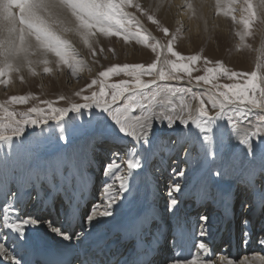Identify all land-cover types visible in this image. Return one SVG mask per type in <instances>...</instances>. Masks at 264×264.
Masks as SVG:
<instances>
[{"label":"bare ground","instance_id":"bare-ground-1","mask_svg":"<svg viewBox=\"0 0 264 264\" xmlns=\"http://www.w3.org/2000/svg\"><path fill=\"white\" fill-rule=\"evenodd\" d=\"M155 2L158 4V12L161 16L166 20L174 19L175 24L181 26L187 41L197 33L196 31H201L202 37H212L217 31L228 32L230 28L232 29L228 26L229 18L218 9L221 4L218 7L212 4V1L208 3L206 0H155ZM242 2L240 0L237 4L234 3V16L238 18L244 13ZM188 3L193 4L195 14L186 7ZM214 3L217 5L216 0ZM222 4L224 7V3ZM131 13L140 19L135 12L131 11ZM235 29L239 30V25ZM76 39L75 42L79 44L80 39L78 37ZM75 47L84 58L88 57L81 44ZM87 74V72L82 73L79 76L82 77L81 80L72 81L71 88L82 85L83 79L88 77ZM193 87L199 88L197 85ZM99 134L95 132L75 140L67 148L46 157L37 156L34 152L27 154V147L24 146L14 152H10L9 149L0 152V216L5 203L4 193L13 192L20 200L18 205L21 209L20 215H29L41 220L38 225L27 228L26 241L23 243L13 233L0 226V236L9 237L6 241H0L8 249V255H0V264H11L13 255L20 259L22 264H26L31 251L48 249H53L59 254L72 252L80 254L81 248L84 247L89 249L95 258L116 257L120 254L126 239L133 238L131 247L126 253L120 254V261L126 264L127 259L132 258L134 253L144 257L155 251L159 254L164 253V238L159 235L160 230H157L163 224L167 230V225H174V230L171 232L173 237L180 238V230H183L180 242L188 236L189 246L193 248V256L189 258L187 251L173 247L176 257L174 261L178 264H186L192 259H198V264H261L264 260V243H261L264 241V221L261 225H254L253 221L260 215L264 217V204H262L264 161L257 159L249 161L246 148L239 153L242 143L237 134L229 139L226 146L217 143L216 158L209 159L205 154L203 165L198 169H196L198 162L196 156L200 155L199 148L194 152V148L200 145L198 136L190 132L165 135L164 143L159 140L161 134L156 138L151 137L149 147L137 152L142 167L132 171L129 191L122 193V198L113 206V216L101 218L97 212V219L91 224L86 218L85 222L75 230L69 229L68 225L60 222V216L64 211V199L62 200L61 196L64 195L69 197L77 195L82 204L89 203L88 210L91 205L92 207L99 205L102 210L104 201L101 189L106 182L113 179L105 175L103 170L105 165L114 158L113 152L118 154L117 162H120L121 158L124 161L129 158V148L134 146L133 141H126L117 136L106 137L102 134V137H99ZM104 141L106 145H103ZM171 142L175 145V149L167 148ZM102 160L105 162L104 166L101 164ZM100 166L102 171L99 169ZM121 171H124L123 166ZM181 171L184 173L183 176L178 175ZM216 171H220L221 175L216 176ZM165 179H169L168 184L165 185L167 189L161 193L162 181ZM174 184L180 185V191H172L170 194ZM243 184L245 187L239 193ZM113 188L119 190L118 183L113 182ZM138 190L141 192L140 196H137ZM146 195L148 198L145 197ZM172 199L178 203L169 211V203ZM75 201L74 199L71 203ZM235 201L238 205L236 211ZM48 202L49 204L54 202L55 212L47 209ZM233 211L235 225L236 221L239 223L243 218L248 221L246 240L240 239L241 225L237 232L236 229L233 230V239L230 238L231 235L227 236L225 233V239L218 246L219 217L225 215L231 219ZM201 216H208L206 225L201 223ZM46 222H51L53 227L60 228L72 238L66 240L53 233ZM147 225L151 227L149 231ZM257 227L261 229L260 234L263 235L259 242L255 240L254 233ZM202 228L207 230L208 235L200 236ZM214 231L216 235H212L211 241L207 242L206 238H210ZM152 239L155 241L151 244ZM201 243L205 245L207 251L199 247ZM113 244L117 246L113 248ZM212 248L217 249L216 254L209 259L207 253ZM163 258L167 259L168 256L165 255ZM163 258H158L157 263L172 264L173 261L167 259L165 262Z\"/></svg>","mask_w":264,"mask_h":264},{"label":"snow or ice","instance_id":"snow-or-ice-1","mask_svg":"<svg viewBox=\"0 0 264 264\" xmlns=\"http://www.w3.org/2000/svg\"><path fill=\"white\" fill-rule=\"evenodd\" d=\"M235 3L236 0H229ZM219 6V0H217ZM135 8L144 13L153 23H158L152 14L154 9L151 6L143 7L134 0H0V83L5 85L10 81L13 73H22L27 70L31 75H37V67L43 66V72L50 73L53 69L49 66L53 61L50 55L57 58L58 64L67 65L72 70V75L78 74L84 61L80 59V53L69 37H78L95 55L92 37L96 32L105 36H122L125 41L135 40L137 43L150 47L156 53V60L147 65L124 64L114 65L99 73V78L92 80L87 87L89 89L97 86L90 95L81 96L86 102L84 104L73 103L70 108H52L51 103L44 101L49 110L55 113L54 116L44 117L40 114L45 110L41 108H30L25 113L17 114L9 111L4 104H0V111L7 114L8 122L0 120V143L12 145L16 143L14 137L21 138L17 148L23 146V133L29 124L35 126L40 123H47L52 118L64 121L68 113H80L82 107H96L106 114V119L113 123V133L119 137H129L134 146L129 148V158L117 162V153L113 152V159L105 165V175L110 176L101 189L104 201L101 206H93L92 212L87 217V222L99 217L113 216V206L122 198V193L129 191V180L133 170L142 167L141 160L137 156L138 150H146L151 144L152 128L155 121H166L168 128H173L177 123L184 129L190 124L195 125L199 130L203 151L209 159L217 156L216 144L223 143L224 137L231 131L239 136V141L246 146L249 161L255 159L259 154L264 159V49H261L260 59L256 64V70L245 74L247 81L239 83L221 84L220 77H227L234 80L240 74L229 71L222 61L215 62L212 67H205L203 75L192 76L193 66L201 57L199 55L182 56L173 48L175 37L166 46L167 53L177 59H169L165 55L161 60V49L159 42L149 43L150 33L143 27L140 20L130 13L128 8ZM186 7L195 14L192 3ZM235 11L229 8L226 14ZM242 11L246 14L239 21L233 16L232 19L244 25V31L238 33L241 40L250 35V26L254 19L259 16L260 24L264 25V0H258L255 8L252 0H243ZM168 34L167 28H162ZM205 65L213 64L212 61L204 60ZM183 72L189 77V83L195 81L205 87V93L189 94V90L180 87L161 86V81L183 80ZM123 73L130 79H121L118 82L109 81L113 76ZM145 76L152 79L145 80ZM23 80V76H20ZM148 89H154L150 92ZM83 91V90H82ZM76 95H81L77 93ZM206 96V99H205ZM179 97V99H176ZM127 98V103L116 106L119 101ZM28 97L12 96L8 103H26ZM64 99V97H60ZM209 103L214 114L209 111ZM159 105V109L156 106ZM138 109L143 112L134 115ZM38 118H33L32 114ZM255 115V119L249 117ZM224 121L227 125L220 122ZM247 121V123H244ZM68 121H64L67 124ZM10 133V134H6ZM60 139L66 141L64 128L61 127ZM255 142V148L253 147ZM122 166L124 171H121ZM178 175L183 176L181 171ZM220 176V171L215 172ZM113 182L118 183L119 190H114ZM179 192L180 185L174 184L170 189ZM39 195V193H37ZM5 203L0 216V226L13 233L22 243L26 241V230L36 226L40 220L29 215H20V200L16 193H4ZM178 202L172 199L169 203V211L173 210ZM264 204V197H262ZM247 206V205H246ZM254 210V209H253ZM208 216H201L200 221L206 225ZM53 233L66 240L72 237L53 227L51 222H46ZM245 225L248 221H244ZM200 236L208 235L206 229L202 228ZM247 235V233H246ZM7 235L0 236V241H6ZM261 243H264L262 241ZM207 251L205 245H199ZM0 255H8V249L4 243H0ZM11 264H22L15 255L11 258ZM172 264H178L173 261ZM186 264H198V259H192ZM264 264V260L261 261Z\"/></svg>","mask_w":264,"mask_h":264},{"label":"rangeland","instance_id":"rangeland-1","mask_svg":"<svg viewBox=\"0 0 264 264\" xmlns=\"http://www.w3.org/2000/svg\"><path fill=\"white\" fill-rule=\"evenodd\" d=\"M206 1L208 3L212 1V4L218 6V4L216 5V3H214L215 0ZM239 1L240 0H236L235 4H237ZM135 2H139L145 8L151 6L152 9H154L152 14L154 15V18L158 21V23H153L147 18L144 13L137 11V9L135 8L130 7L127 10L130 13L131 11L135 12L141 19H139L140 23L145 29H147V33H150L149 43H153L154 41L159 42L161 49V60L164 59V55H167L168 58L172 60L177 59L176 57L171 56V54L167 53L166 51L168 42L172 40L173 37H175V40L173 41V48L175 51L179 52L182 56L185 57L193 55H199L201 57V60L193 66V77L205 74L204 68L206 66L212 67L215 65V62L222 61L229 71L237 72L240 75L237 76L234 80H229L227 79V77L221 76L219 82L221 84L239 83L243 85L247 81V76L245 74L256 70V64L260 59L261 49H264V25L260 24L259 16L254 19L253 23L250 26L251 34L246 35L244 39L241 40V37L240 35H238V33H242L244 31V25L241 23H237L232 19V17L235 15L234 11L233 13L231 12L230 14H226L228 12L227 10L230 7H234V3H230L229 0L228 2L227 0H221L219 2L224 3L225 6L223 7V4L219 3L222 6L219 5L218 7H221L218 9L225 15L226 18L230 19H227L229 22L228 26L232 27V29L229 27L230 31L228 32L217 31L212 37H202L203 34L201 33V31H196L197 33L193 35L195 37H191L193 40L190 38L191 40L189 39V41H187L185 39L181 26L175 24L174 19L166 20L163 16H161V13L158 12V4L155 2V0H134V3ZM147 2L149 4L148 6ZM252 3L253 7L255 8L258 0H252ZM244 14L245 13H243L239 18L235 16L237 21L241 20ZM230 22H233V26ZM235 25H239L240 29H235ZM162 28H167L169 30L168 34H165L162 31ZM231 32L233 35L231 34ZM76 38L77 37L70 36L73 44L75 45L77 43V45L75 46L81 44L82 48L85 49L88 55L87 58H84V56L80 54L79 58L84 61V64L80 67L77 75L73 76L71 68H69L67 65L56 63L55 61L57 60V58L54 57V55H50L49 59L53 61L49 65L53 69L52 72L45 73L43 72V66H38L36 69L37 75H31L27 70H24L22 73H13L11 75L10 81L6 85L4 83H0V104H4L9 111L15 112L17 114V119H20V113H25L28 111V109L33 107L45 110L40 114L41 116L51 117L54 116L55 113H52L49 110L48 105L43 103L44 101L50 102L52 108H70L73 103L84 104L86 102L81 98V96L90 95L92 91L98 90V87L95 85L91 89H89L87 86L91 84L92 80L99 78V73L101 71L106 70L107 68L114 65H132L141 63L147 65L156 60V53H153L150 47H147L144 44L137 43L135 40L131 39L125 41L122 36H105L97 31L95 36L92 37L95 55H93L92 51L82 42H80L79 44L78 42H75V40L77 41ZM152 38H154V41ZM197 44L200 45L198 46ZM205 58L212 61L213 64L205 65ZM85 72L88 73V77L83 79L82 85H80L79 87L71 88L72 81L81 80L82 77L79 76ZM21 75L23 76V80L20 79ZM180 75L184 76L183 80L161 81L159 83L161 84V86L168 85L171 87L188 89L189 94L205 93V87L207 86L202 87L195 81L189 83V77H187L185 73L181 72ZM121 79H130V77H127L123 73H121L119 76H113L109 82H118ZM144 79L150 80L152 79V77L145 76ZM194 85L199 86V88H194ZM152 90L154 89H148L146 91L150 92ZM77 93H81V95L78 96L76 95ZM12 96L28 97V99L26 103L9 104L8 101ZM60 97H64V99H60ZM176 99H179V97H177ZM125 103H127V98L119 101L116 106H122ZM159 107V105L156 106L157 109H159ZM209 111L213 114L215 112V109L211 108L210 103ZM142 112V109H138L133 114L140 115ZM32 116L33 118H38L37 114L35 113L32 114ZM105 117L106 114H103L99 108L92 106L87 108L82 107L79 114L70 111L68 115L64 117V121H68L67 124H64V121L58 122L56 119L52 118L47 119V123H40L35 126L29 124L28 126H26L23 133V146L27 147V154L34 152L37 156L46 157L48 155H52L57 151L67 148L73 141L79 140L86 136H90L95 132L100 133L99 137H102V135L106 137L116 136L113 133V123L110 121V119H106ZM249 119L254 120L255 115L253 114L251 117H249ZM0 120H3L5 123L8 122L7 114L4 111H0ZM220 123L225 125V129L227 131L226 122L221 121ZM244 123H247V121H244ZM100 124L101 127L99 128ZM62 126L64 128V135L67 138L66 141L60 139ZM182 132H190L191 134L193 133L192 135L199 137L200 145L199 147L194 148V152H196L198 148L200 151V155L196 156V159L198 161L196 164V169H198L203 165V162L205 160V153L203 151L202 141L200 139L201 134L199 130L195 128V125L190 124L187 129H184L177 123L175 127L168 128L166 126V121H155L152 128L151 137L156 138V136L158 137L161 134L162 137L159 138V140L161 141V143H164L166 138L165 135H174L176 133L178 134ZM234 135V133L228 131V134L224 137L223 144L225 146L228 145L229 139H231ZM119 137L126 141H132V139L129 137ZM14 140L16 141V143L10 146L0 143V152L4 149H9L10 152L16 151V149H18L17 144L21 142V138L14 137ZM103 145H106L105 141ZM242 146L243 144L240 145L238 151L239 153L240 150L246 148L245 145L243 147ZM253 146L255 148V142H253ZM167 148L172 150L176 147L171 142L167 146ZM164 149H166V147H164ZM219 156H221V154ZM122 159L123 158H121L120 160ZM255 159L264 161V159H262L259 154L256 155ZM101 164L104 166V160H102ZM99 169L101 170V166L99 167ZM103 170H105V168ZM103 174L104 171L102 175ZM168 180L169 179H165L162 181L163 189H161V193L166 191L167 186L165 185L168 184ZM244 187V184L241 185L239 193L242 192V188ZM140 195L141 192L138 190L137 196ZM145 197L148 198V195H146ZM236 205L237 204L235 201V211ZM241 225L242 220L239 221V223L238 221H236V232L239 226L241 228ZM259 236V239H257L258 242L263 235L260 234Z\"/></svg>","mask_w":264,"mask_h":264}]
</instances>
